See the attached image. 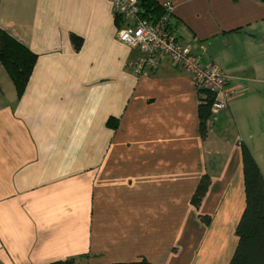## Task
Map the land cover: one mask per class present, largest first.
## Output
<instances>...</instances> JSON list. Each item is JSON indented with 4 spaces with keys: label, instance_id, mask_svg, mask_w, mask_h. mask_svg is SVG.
Wrapping results in <instances>:
<instances>
[{
    "label": "crops",
    "instance_id": "obj_1",
    "mask_svg": "<svg viewBox=\"0 0 264 264\" xmlns=\"http://www.w3.org/2000/svg\"><path fill=\"white\" fill-rule=\"evenodd\" d=\"M171 3L179 41L234 91L204 137L207 94L165 57L135 74L109 0H0V29L35 54L20 96L0 63V264H229L243 146L264 178V3Z\"/></svg>",
    "mask_w": 264,
    "mask_h": 264
},
{
    "label": "trees",
    "instance_id": "obj_2",
    "mask_svg": "<svg viewBox=\"0 0 264 264\" xmlns=\"http://www.w3.org/2000/svg\"><path fill=\"white\" fill-rule=\"evenodd\" d=\"M264 3V0H259ZM142 16L156 18L163 13L162 6L153 0H139ZM117 20V19H116ZM35 54L25 45L0 29V63L11 78L17 95L20 96L30 77ZM213 95L207 93L199 105V129L202 137L206 133V122L211 116L210 106ZM242 166L245 191V208L236 225L235 246L229 264H264V178L257 167L251 153L242 147ZM209 177L203 175L193 192L191 203L198 208L209 186ZM201 220L209 223L208 216H201ZM47 264H76L73 258L56 260ZM113 264H152L146 260L134 263Z\"/></svg>",
    "mask_w": 264,
    "mask_h": 264
},
{
    "label": "built area",
    "instance_id": "obj_3",
    "mask_svg": "<svg viewBox=\"0 0 264 264\" xmlns=\"http://www.w3.org/2000/svg\"><path fill=\"white\" fill-rule=\"evenodd\" d=\"M119 25L118 40L140 53L134 64L137 75H147L158 65L160 57L188 72L197 90L213 95L211 116H216L234 95L226 89L227 77L215 63L201 64L190 44L181 43L171 26L173 5L164 1L163 13L156 18L142 16L139 0H109Z\"/></svg>",
    "mask_w": 264,
    "mask_h": 264
}]
</instances>
